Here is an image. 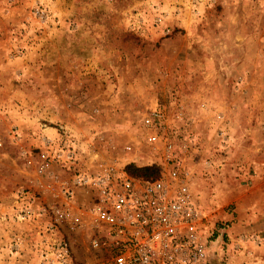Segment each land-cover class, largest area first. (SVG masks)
I'll return each instance as SVG.
<instances>
[{"label": "rangeland", "instance_id": "obj_1", "mask_svg": "<svg viewBox=\"0 0 264 264\" xmlns=\"http://www.w3.org/2000/svg\"><path fill=\"white\" fill-rule=\"evenodd\" d=\"M155 106L190 121L209 264H264V0H0V264H43L38 224L15 219L20 192H39L25 152L65 129L148 167Z\"/></svg>", "mask_w": 264, "mask_h": 264}, {"label": "built area", "instance_id": "obj_2", "mask_svg": "<svg viewBox=\"0 0 264 264\" xmlns=\"http://www.w3.org/2000/svg\"><path fill=\"white\" fill-rule=\"evenodd\" d=\"M184 116L178 112L173 125L155 106L142 120L145 166L159 168L155 179L127 173L132 164L141 168L133 146L97 154L65 129L39 139L36 161L25 152L39 192H20L15 219L38 224L43 264H73L72 243L98 264H209L217 240L191 190L184 159L194 137Z\"/></svg>", "mask_w": 264, "mask_h": 264}, {"label": "trees", "instance_id": "obj_3", "mask_svg": "<svg viewBox=\"0 0 264 264\" xmlns=\"http://www.w3.org/2000/svg\"><path fill=\"white\" fill-rule=\"evenodd\" d=\"M159 172L156 166L138 168L131 165L127 167V173L134 178L155 179L159 176Z\"/></svg>", "mask_w": 264, "mask_h": 264}]
</instances>
